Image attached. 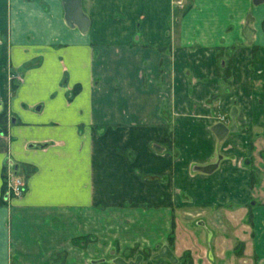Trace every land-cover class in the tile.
I'll list each match as a JSON object with an SVG mask.
<instances>
[{
  "label": "crops",
  "instance_id": "crops-1",
  "mask_svg": "<svg viewBox=\"0 0 264 264\" xmlns=\"http://www.w3.org/2000/svg\"><path fill=\"white\" fill-rule=\"evenodd\" d=\"M80 5L84 31L61 0H0V264L171 236L204 264H264V0Z\"/></svg>",
  "mask_w": 264,
  "mask_h": 264
},
{
  "label": "water",
  "instance_id": "water-1",
  "mask_svg": "<svg viewBox=\"0 0 264 264\" xmlns=\"http://www.w3.org/2000/svg\"><path fill=\"white\" fill-rule=\"evenodd\" d=\"M62 6L64 9L65 14V20L68 25H76L80 31H84L88 27V18L86 15L82 12L80 0H61ZM245 30L251 31V29L246 26ZM249 40V36L247 37ZM235 115H236V109L232 108L231 110V118H232V124L231 126H226L225 124L218 123L214 126V130L219 132V130H222L221 133H216L218 138H221L223 135H225L228 131L235 129ZM218 128H220L218 130ZM156 257H163L171 262H176L177 258L171 251V249L167 245H162L159 252L157 253ZM139 260V257L136 258L135 262L129 261L126 262L122 258L117 257L114 259V264H137Z\"/></svg>",
  "mask_w": 264,
  "mask_h": 264
},
{
  "label": "rangeland",
  "instance_id": "rangeland-1",
  "mask_svg": "<svg viewBox=\"0 0 264 264\" xmlns=\"http://www.w3.org/2000/svg\"><path fill=\"white\" fill-rule=\"evenodd\" d=\"M187 219H189V216H187ZM186 218H184V219H181V217H180V219L177 221L178 223H180V227L182 228L181 230L182 231H186L187 232V228H188V226H193L192 227V229L191 230H188V232H192V231H194V221H191L190 219L189 220H187ZM173 235H174V230H173V233H172ZM174 239V238H173ZM172 239V240H173ZM173 243H174V241H173ZM172 243V244H173ZM240 243H238L236 240H234V248H232V251H233V254H236V253H241V252H239L240 251V245H239ZM174 245V244H173ZM116 246H114L113 248H111V252H109L108 254H106L105 256H104V258H103V260H104V263L103 264H112L113 262H112V259L114 258V257H116V256H122V257H126V256H128V251H124V250H121V251H119V250H117V248H115ZM171 247V246H170ZM196 249H200V248H202V250H203V248H204V246L203 245H201L200 243H198L196 246ZM157 246H151V247H147V251H145L144 249L145 248H135V250L133 251V253L131 254V257H133V255H135V254H137V253H143L144 255H148L146 258H145V260L142 262V264H167L165 261H162V260H158V261H156V262H152L151 261V259H150V256L152 255V254H154L155 252H156V250H157ZM238 248H239V251H236V250H238ZM171 249H173V254L175 255V257L177 258V259H180L181 258V256H183L182 254V252H179L178 250H174V248H172L171 247ZM178 251V252H177ZM145 252H147V254H145ZM186 252V251H185ZM190 252V251H189ZM111 253V254H110ZM191 254V253H190ZM191 257H192V264H204V262H202V261H197V260H195L194 258H193V255L191 254ZM223 261V262H222ZM224 261L225 260H219L218 258H217V261H215V263L214 264H223L224 263ZM99 262H101V261H99ZM240 262L241 261H237L236 259H234L233 258V260L231 261V262H228V264H240ZM224 264H226V263H224Z\"/></svg>",
  "mask_w": 264,
  "mask_h": 264
},
{
  "label": "flooded vegetation",
  "instance_id": "flooded-vegetation-1",
  "mask_svg": "<svg viewBox=\"0 0 264 264\" xmlns=\"http://www.w3.org/2000/svg\"><path fill=\"white\" fill-rule=\"evenodd\" d=\"M162 245H167V246L170 248V245H168V244H162ZM162 245L157 246L158 248H157L156 252L150 256L151 261L154 263V262H156V261H158V260H162V261H165L167 264H176L177 261H178V259H177L176 262H171L170 260H168V259H166V258H163V257H156V255H157V253L159 252V250H160V248H161ZM137 248H138V247H137ZM170 249H171V248H170ZM134 250H135V247H134V248H130V249H126V250H124V251H128V252H127V253H128V256H126V257L116 256V257H114V258L112 259V262H113L112 264H114V259L117 258V257L122 258V259H123L124 261H126V262H129V261L135 262L136 258L139 257V260H138V263H137V264H142V262L145 260V258H146L148 255H144L143 253H141V254H140V253H137V254L133 255V257H131V254L133 253ZM144 250L147 251V249H144ZM171 251H172V249H171ZM109 252H111V251H109ZM172 252H173V251H172ZM110 254H111V253H110ZM145 254H147V252H145ZM100 261H101V262L98 261V262L93 263V264H103V263H104V260H103V259H101ZM164 264H165V263H164Z\"/></svg>",
  "mask_w": 264,
  "mask_h": 264
},
{
  "label": "trees",
  "instance_id": "trees-1",
  "mask_svg": "<svg viewBox=\"0 0 264 264\" xmlns=\"http://www.w3.org/2000/svg\"><path fill=\"white\" fill-rule=\"evenodd\" d=\"M219 69V77L223 79V81L227 82L229 81V78H230V71H231V64H230V58H229V55L227 56V59L226 61L224 62V65H219L218 67ZM172 236L169 237V242H170V245H172L173 243V240H172ZM183 256H181L180 259H178L177 263L176 264H192V257H191V254L190 252L186 251V252H183L182 254Z\"/></svg>",
  "mask_w": 264,
  "mask_h": 264
},
{
  "label": "built area",
  "instance_id": "built-area-1",
  "mask_svg": "<svg viewBox=\"0 0 264 264\" xmlns=\"http://www.w3.org/2000/svg\"><path fill=\"white\" fill-rule=\"evenodd\" d=\"M222 119L224 118L222 117ZM6 191H7V194H11L15 197H18L22 195L24 191V184L16 176L10 175L6 179Z\"/></svg>",
  "mask_w": 264,
  "mask_h": 264
}]
</instances>
